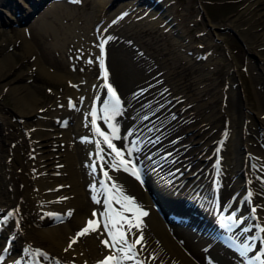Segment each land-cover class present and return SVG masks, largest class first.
<instances>
[{
	"label": "bare ground",
	"instance_id": "1",
	"mask_svg": "<svg viewBox=\"0 0 264 264\" xmlns=\"http://www.w3.org/2000/svg\"><path fill=\"white\" fill-rule=\"evenodd\" d=\"M109 1L111 4L114 0H98L94 22L107 14L106 4ZM124 1H128V8L135 4L133 9L130 8L129 13L135 9L146 10L147 14L162 19V22L164 21L162 25L165 24L172 32L175 28L179 30L172 18H165L169 14L160 0L156 3L149 0L147 6L141 5L143 0L117 2ZM243 4L241 12L221 23L241 32L242 37L248 40L249 51H255V45L264 44V0H244ZM1 5L7 9L14 5V0H5ZM55 7L50 5L42 13L41 22L47 29L49 21L45 19L52 16ZM29 10L25 11L27 16ZM122 19L123 17H119L115 23H108V19L105 21L103 19L95 32V36L112 37L106 43L105 67L108 82H114L121 96L120 114L109 119L111 109L105 110L98 116L100 120L98 127L111 136L110 125L115 126L118 129L117 135L121 138L112 141L123 150V157L129 158L127 153L131 150V157L137 158L145 166L147 178L143 183L123 169L119 171L111 169L106 165L112 162L115 154L109 156L111 149L106 144H101L104 149L102 164L107 167L105 171L127 195L135 199L136 204L144 212L148 213L143 217L137 213L134 220L141 223L146 248L140 258L148 261V264H254L256 260L247 259V255L259 248L264 239H257L253 247L248 246L244 250L224 245L215 237L218 230L214 223L216 220L211 217V211L208 210L205 201L196 199L197 193L192 186L202 183L201 189L209 187L205 172L209 171V168L206 166L211 159V150L216 140L225 131L221 142L219 179L222 200L237 198L241 192L248 193V205H255V212L249 208L252 221L264 223V167H262L264 166V68L258 65L260 69L256 75V82H261V86L257 84L259 87L255 90V97L257 104H261L254 108L250 104L251 100L249 101L240 91L236 62L231 61L222 75L224 84L218 87L221 98L217 107L215 101L219 97L213 95L203 100L200 90L204 87L199 88L194 85L198 79L203 80L207 76L201 78L191 76L190 79L188 74L189 69L193 71L202 66L200 58L195 57L197 53L202 55L203 53H200L202 51L196 49L194 56L190 55L191 59L187 65L182 70H178L179 67L176 69L174 65H169L165 56L157 50L158 46L151 45L153 43L150 37L140 38L135 44L126 43L129 37L125 32L129 27L124 25ZM169 21L174 25L171 22L169 24ZM150 23L147 24L149 28L152 26ZM207 24L212 28L215 26L206 22ZM40 26L42 27L41 23ZM57 26L60 27V24ZM258 26L263 27L261 31L256 29ZM44 28L38 30L34 29L33 25L23 26L16 30L14 38L22 39V51L32 57L36 73L40 72L46 78L55 81L70 79L72 83L76 79L72 78L68 70L45 65V59L53 61L55 58L52 56L45 58L43 55V52L50 54L49 49H51L49 44L43 42L44 34L46 35L47 32ZM57 29L51 31L57 33ZM56 36L57 41L58 35ZM96 47L95 55L99 57L98 42ZM3 48L0 42V92L4 86H7L14 99L12 108L8 109V112L2 111L0 107V214L8 216L9 212L13 213L7 221H3V218L0 220L3 221L0 222V249L6 236L10 237L3 263L22 257L27 259L28 264H97V258L111 253V250L101 243V240L108 238L99 221V213L104 208L102 203L93 200V197L101 200L98 184L100 180L106 179L101 175L93 151L96 146L95 141L103 139L94 132L87 115L91 97L96 91L99 90L101 94L104 90L101 76L86 79L85 83L76 80V86L71 85L62 93L55 90L45 94L40 91L39 85L24 83L25 77H29V70L19 67L15 59L16 54L5 53ZM54 62L57 66L58 62L56 60ZM98 63L97 60V66L100 67ZM248 67H251L249 61ZM35 90H38V93ZM81 90L84 91V95L86 93L87 101L85 114L80 122L83 125L75 123L71 126L69 120L73 119L75 107L81 99ZM43 95L51 96L49 100L53 98L57 103L63 99L64 104L61 105L60 102V105L56 104L51 108L45 105L40 109L39 101H43ZM69 96L73 97L75 107L67 105ZM0 103L3 105L1 99ZM13 114L30 119V122L26 123L25 120L13 122L11 119ZM100 116L104 118L102 121ZM23 122L24 125L26 124L25 128ZM31 123H34V126ZM19 125L33 132L31 137L20 131ZM70 127L73 129L71 130ZM79 132L88 136L84 143L91 147L86 154L81 153L84 157L82 161H88L85 172H82L79 152L71 143L75 133L79 134ZM172 137L175 139L171 141ZM53 140L61 142L58 155L51 149ZM172 146L177 147L168 156L179 153L172 164L165 165L169 158L164 161H161L162 158L154 159L159 151ZM159 147L161 149L156 150ZM93 163L96 164L95 171L92 168ZM176 165L181 166L176 171L165 172ZM56 172L59 175L56 176L54 174ZM182 179H184L183 183L179 185ZM85 181L90 184L87 187L92 192V199H89L90 196L85 190ZM57 183H61L58 188L55 187ZM258 204L261 209L256 207ZM115 205L120 207L118 204ZM159 208L163 209V214ZM16 209L19 211L17 212ZM69 210L71 215H67ZM94 210L97 212L96 217L92 216ZM133 212L134 210L129 211L125 215L132 217ZM62 215H66L64 221L55 220ZM89 219L99 223L98 231L77 238L73 246L67 252L64 251L68 247L66 242L75 237L76 233L87 225L84 222ZM249 232L251 230L247 233ZM36 249L47 255L37 253ZM150 253L156 257L154 261L148 259Z\"/></svg>",
	"mask_w": 264,
	"mask_h": 264
},
{
	"label": "rangeland",
	"instance_id": "2",
	"mask_svg": "<svg viewBox=\"0 0 264 264\" xmlns=\"http://www.w3.org/2000/svg\"><path fill=\"white\" fill-rule=\"evenodd\" d=\"M3 1L5 0H0V42H2V45L5 48V49L3 48L5 53L14 52L16 54L15 59L17 60V64L19 67H22L23 70H27V69L29 70L28 72L29 74L27 73L29 77H25L24 83L26 82L27 84L33 83V84L39 85V87L41 88L40 91L43 93L45 92L48 93V91L54 92L55 90H58L59 93H62V92H65L69 86L71 85L76 86V84H73V83L75 82L77 83L78 80H82V82L85 83L87 82L86 79H89V78L92 79V77L99 78L100 75L98 74V71H97V57L95 55L96 48H97L95 32H97V30L93 28V24L95 23L94 21L96 19V17L94 18V14L96 13V9L98 6V0H80L79 3H74L72 2V0H61V1L46 0L41 5H38L37 8L34 11H32L31 15H29L28 17L25 14V11L32 8L28 0H14V5L9 6V8L7 9L3 7V5H1ZM35 1H39V0H35ZM117 1H121V0H114L111 4H109L110 3L109 1L106 4L107 14L100 18L102 19V21L103 19L104 21L107 20L112 14L117 12L120 8L127 7L128 1H124V2H117ZM160 1L164 6L165 11L169 14V17L172 18L175 25L177 24L176 26H178L179 30L178 29L176 30L175 28L174 31L172 32L171 30H169V28H166L165 24L162 25V23H164V21L162 22V19H156L151 14H147L146 10L139 11L135 9L132 12H130L131 14L128 12L126 15H124L122 19V22L124 21L123 22L124 25L129 27L128 31L125 32L127 36L129 37L126 43L135 44L136 40L138 41L140 38L150 37L149 39L151 43H153L151 45L153 47L158 46L157 50L159 51V53H162L165 56V58L168 60V63H170L169 65H174V68L176 69L179 67L178 70H182V68L187 65V63L189 62V59H191L190 55L194 56L196 49H198V51H202L200 52V53H203L202 55L199 53H197L198 55L195 54L196 58H200V61L202 62L200 64L202 66L199 69L197 70L195 69L193 71L189 69L188 74H190V79H191V76L192 77L197 76L199 78H201L202 76H207L203 80L198 79L197 82L194 83V85L196 84V86L199 88L201 87L205 88V89L202 88L200 90L201 91L200 96L203 100L210 98L213 95H215V97H219L217 98L218 101L217 100L215 101V103L217 102V107L219 105V100L221 98V93L218 92L219 90L218 87L224 84V80L222 77L223 72L226 70L227 66L231 63V61H234L236 62V69L238 72L237 80H238V84L240 83L239 84L240 91L243 94V96H246V98L249 101L251 100L250 104L254 108H257L261 103L259 105L257 104V101H256L257 98L255 97L256 96L255 90L256 89L258 90V87L261 86V82H256V75L258 74V69H260L258 65H261L260 67L264 68V65H263L264 64V44L255 45L254 46L255 51H249V49L247 48L248 40H245L242 37L241 32L236 31L237 29H235L232 26L224 25L221 23L227 20L229 17L241 12L244 6L243 4L244 0H160ZM50 5L52 6L54 5V7L56 5L55 7L56 9H54V12H52V16L50 15L49 17L45 19V21H49L48 29H47L44 26V23L41 22V20L43 18L42 13L44 12V9L46 7H49ZM60 6H64V7L61 8ZM17 7L20 9L21 12H24L25 14L24 18H26V20L24 22H20L18 19V16L15 14V8ZM178 8H180L181 11H179L180 9ZM149 22H151L150 24L152 25L150 28H149V25H147ZM170 22L171 21H169V24ZM173 22H171V24L174 25ZM206 22L215 24V26L213 28L209 27L208 24L206 25ZM40 23L42 27L40 26ZM57 23L60 24V27L57 26L58 25ZM32 25L34 29L39 30L44 27L47 29L46 30L44 28L47 32H46V35L44 34L45 41L43 40V42L44 43L46 42L45 44H49L51 49H49L50 54H48V52H43V55H45L44 56L45 58L48 56H52L58 62L57 63L58 65L56 66L54 62L55 60L51 61L47 58L48 60L45 59V62H44L45 65L48 64L50 67H57L58 69L68 70L72 78L74 77V79H76L77 81L73 80L71 83L70 79H68L67 81L50 80L46 78L45 76H43L42 74H40V72L36 73V71H34L32 57L29 56L25 52L24 54L22 51V43H21L22 39L20 37L18 39L14 38V35L16 34L17 29L23 26L28 27ZM56 28H58L57 33H55L56 31H51V29L56 30ZM262 28L263 27L258 26V28L256 29H258V31H261ZM56 34L58 35V40L60 39V41L58 40L56 41L57 39ZM63 34L65 35V37ZM54 35L56 37H54L53 39L52 37ZM60 37L61 38L63 37L62 38L63 40ZM50 41H54L56 43L54 42L51 43ZM71 44L73 45L71 46ZM60 47H62V49H60ZM179 56L181 57L180 59H179ZM177 59H178V62H177ZM89 60H91L92 62L89 63L88 62ZM48 61L51 63V65ZM248 61L251 63V67H248ZM78 62L81 66L77 64ZM63 65H65V67ZM79 67H82V68H79ZM94 68L96 70H94ZM263 72H264V69H263ZM255 82L256 84H254ZM83 90H81L82 93L80 94L81 95L80 98H83L85 100L82 101L83 99L82 100L80 99L78 101L77 105L78 104L80 105H78V107L76 105L75 107L76 109L74 110L75 112H74L73 119L69 120L70 121L69 123L71 126L75 125V123L78 124L83 120V116L85 114V109H86V103H87L86 97H85L86 93L84 95ZM35 91L38 93V90H35ZM1 92H0V97H1L0 99L3 105H1L0 103V107L2 111L5 110L6 112H8V109L12 108V104L14 100L13 95L11 92L7 90V86H4V88L1 89ZM56 93L58 92L56 91ZM42 97L44 99L42 98L43 101L41 100L39 101V103L41 104L39 108L40 107L43 108L45 105H48L50 108L55 107L56 104L60 105V102H61V105L64 104V102H62L64 101L63 99L62 101H59L57 103V101L55 102L53 101V98L49 100V97L51 96L43 95ZM47 99L49 103L47 102ZM42 102H45V103H42ZM11 119L13 122L17 120H20V121L25 120V122L27 121L26 123L30 122V119H27L24 117L20 118L19 116H17V114H13ZM65 120L66 119H64L63 122H65ZM31 124L32 126H34V123H31ZM80 124L83 125L82 123ZM23 125H24V122H23ZM25 126L26 124L24 125V128ZM18 127H20L18 128L20 131L27 133V136L31 137L33 132H30L27 129H23L21 125H19ZM70 129L72 130L73 128L70 127ZM83 138H86V134H80L79 132V134L75 133V135L71 139V143L74 144L77 151L79 152L81 163L83 166L82 172L85 170L86 165H88V161L87 160L82 161L84 160V157L81 156V153L84 155L91 148V147L89 148L84 143L86 139H83ZM53 141L54 142H52L51 144V147H52L51 149L54 151V154H56L58 152L59 144L61 142L59 140H53ZM54 174L56 176L59 175L58 172ZM88 184L89 183L85 181L84 187H85V190H87L88 192L87 193L88 196H90L89 199H92V192L90 188L87 187ZM64 220L65 219L61 221H64ZM68 244L69 242H66L67 246Z\"/></svg>",
	"mask_w": 264,
	"mask_h": 264
},
{
	"label": "snow or ice",
	"instance_id": "3",
	"mask_svg": "<svg viewBox=\"0 0 264 264\" xmlns=\"http://www.w3.org/2000/svg\"><path fill=\"white\" fill-rule=\"evenodd\" d=\"M74 3H79L80 0H72ZM126 14V13H125ZM119 19V17H118ZM115 23V21H113ZM112 39V37H108L106 40H101V43L98 45L101 49V55L97 57V60L99 61L100 68H101V76L104 79V85L107 87V91L109 96L112 99V108H111V116L109 119H111L113 116L120 114V99L117 96L116 91L113 89L112 85L108 82V73L104 64V45L107 43V40ZM89 63L92 61L89 60ZM83 98H81L82 100ZM105 103H108V101H105ZM69 107H75V104L69 99ZM92 124L94 126V132L99 136L103 137V140L97 139L95 141L97 152H96V159L99 161L104 160V156L102 153H104V149L101 147V144L104 143L107 145L109 149H111V152L108 153L109 156H112V154H115V158L112 160L111 163H107V167L113 168L116 171H119L121 168L125 172H130L132 175L136 177L137 180H140L141 183H143L141 179V175L138 170H136V166L130 159H124L123 157V150L116 147L114 143H112L113 139H120L121 137L117 135L118 129L115 126L110 125L112 128L111 136L106 135L104 131H101L99 127L96 126V117L93 114ZM86 139V138H83ZM124 139H127V137H124ZM127 148V145H125ZM219 151V149L217 150ZM128 156L131 157L132 152L131 150H128ZM118 158V161H117ZM219 163V160L217 161ZM264 167V166H262ZM93 171L96 169V164H92ZM103 170V168H102ZM104 177L108 181H112L113 178L109 176L107 171H103ZM99 184L102 188L106 187L105 180H100ZM92 187V186H90ZM109 191L114 192L116 195L108 196L103 201L98 200L96 197H93L94 202L96 203H102L104 210L99 213L100 220L103 222V228L106 233H108V238L101 240V243L105 246V248H108L111 250V254L106 255L103 260L98 261L97 264H148V261L141 259V254L146 251V248L144 246L143 241V232L141 223L139 221L134 222L136 220V214L140 217L146 216L148 213L144 212L138 204H136L135 199L129 195L124 194L123 188L118 185L117 183L113 182L111 184V188ZM251 195V193H249ZM117 196L119 198H117ZM66 199V198H62ZM118 204L120 205L119 210H116L115 208L110 207L111 204ZM133 216L129 217L125 215V213L129 211H133ZM18 212L19 209H16ZM253 212H255V208L252 209ZM13 215L12 212L8 213V216L3 217V221H7L8 217ZM54 215V214H50ZM67 215H71V210L67 213ZM93 217L97 216V212L94 210L92 213ZM229 219H232V217H229ZM0 221V222H3ZM17 226L19 222L17 221ZM99 223L94 219H89L87 221V225L82 228L80 231L76 233V236L73 238H70L68 247L64 249V251H68L73 244L76 242L77 238L88 235L91 232L98 231ZM255 228L258 233L264 232V227L257 224L255 225ZM138 233V234H137ZM139 245V248L137 246ZM6 251L7 249H3ZM27 251V249H26ZM37 253H41V250L36 249ZM41 255L46 256V253H41ZM262 255H264V240L261 241V244L259 246V251L254 255L253 259L258 261L259 264H264V259H261ZM3 257L0 256V260H2ZM149 260L154 261L156 257L149 254Z\"/></svg>",
	"mask_w": 264,
	"mask_h": 264
}]
</instances>
